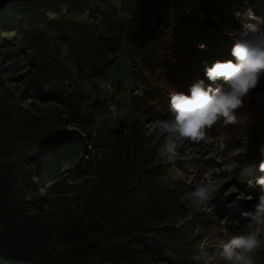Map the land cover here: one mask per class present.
<instances>
[{"label": "trees", "instance_id": "trees-1", "mask_svg": "<svg viewBox=\"0 0 264 264\" xmlns=\"http://www.w3.org/2000/svg\"><path fill=\"white\" fill-rule=\"evenodd\" d=\"M59 2L67 5L61 10ZM51 4L48 11H42L31 0L9 5L12 13L19 11V26L5 18L8 11L0 12V29L15 25L20 41L26 43L23 47L28 46L25 51L21 45H11L6 38H0L1 44L7 42L0 46L4 56L0 63V264H143L146 259H141L151 255L168 258L174 264H188L187 256H178L174 248L164 247L148 235V225L160 221L170 208H165L164 199L156 197L154 168L142 158L135 160L139 153L135 147L124 145V137L139 136V118L143 115L142 119L148 115L168 118L172 92L190 95L191 86L200 80L207 86L210 81L205 75L206 66L233 59L234 39L227 38L228 32L242 27L243 14L249 8L264 18V0H52ZM54 11H58L61 20L51 15ZM201 44L205 45L203 49ZM122 58L126 60L124 68L130 71L132 86L123 87L119 82V90L139 89L142 95L130 92L137 118L130 122L121 120L117 127L107 129L108 139L104 142L109 150L111 138L123 143L126 152L121 153L129 160L136 183L144 184L148 205L157 200L150 206L152 210L146 215L149 218L139 221L131 217L125 226L143 232L141 239L126 235L131 230L128 229L120 231L117 238L109 235V242L100 243L89 220L109 216L103 209H89L87 202L82 211L64 215L32 205L25 196L36 192L37 204H50L47 194L37 192V184H47V193L49 182L61 175L60 165L54 160L41 161L39 151L51 153L57 161L65 157L63 160L80 173L92 169L93 158L85 157L87 144L95 143L92 127L99 118L107 117L104 108L109 105L102 78H107V71L118 70ZM22 63L39 75L38 82H33V93L54 98L61 107L59 115L64 113L74 120L84 132L82 136L52 135L50 120L38 125L35 115L24 109L26 91L21 96L8 92L5 70ZM222 83L218 81L213 86ZM260 85L264 87V79ZM259 91L258 88L259 95L252 96L245 109L236 114L242 122H248L240 150L258 164L264 160V88ZM238 122H221L211 130L212 137L218 144L240 143L236 134L243 128ZM94 145L98 150L105 148L101 143ZM114 154L108 155L111 162L117 160ZM105 156L98 164L107 163L103 161ZM234 173L237 176L236 169L231 172ZM256 178H252L253 188H249L261 195L264 188L255 184ZM58 247L62 250L57 251Z\"/></svg>", "mask_w": 264, "mask_h": 264}, {"label": "rangeland", "instance_id": "rangeland-1", "mask_svg": "<svg viewBox=\"0 0 264 264\" xmlns=\"http://www.w3.org/2000/svg\"><path fill=\"white\" fill-rule=\"evenodd\" d=\"M19 0H10V4L4 3L0 0V12L5 11V18L10 20L16 25H21L20 21L22 18L16 13H12V8L8 9L9 5L16 4ZM52 0H31V3L40 7L42 11L50 10ZM60 3V9L62 10L67 4ZM33 5V4H31ZM58 12V11H57ZM54 11L51 13L52 16L57 17L61 20L59 13ZM49 13V12H46ZM24 17V16H22ZM58 20V21H59ZM63 21V20H62ZM15 25L0 29V38H6L10 41L11 45H21L23 50L27 51L23 45L26 43L20 41L19 33L15 30ZM237 29H232L227 38H236ZM7 43L6 41H4ZM1 44L0 46L4 45ZM10 45V46H11ZM14 47V46H11ZM5 49H9L6 47ZM15 49H18L16 46ZM3 55L0 54V63H3ZM23 56V55H20ZM125 61L123 58L120 61L118 70H110L106 72L107 78H102L106 83V90L104 89L103 94L107 97V104L104 111H108L105 115L106 118H99L93 125L92 131L95 134V143H101L104 145V150L100 149L101 155L93 158L91 162L92 169L84 174L80 173L77 167L69 164L68 161L63 160L65 157H61L60 161L54 158L51 153L45 151H39V159L41 161L54 160L53 163L60 165L61 175L49 182L50 191L45 192L47 184H37V192L41 195L44 193L50 197L51 203L37 204L36 192L28 194L25 199H30V203L38 205L46 211L55 210L58 214L67 215L72 212L82 211L83 205L87 202L90 203V208H96V210L103 209L104 213L109 216L102 215L100 217L94 216L89 222L94 229L98 232V242L107 243L108 237L113 235L112 238H117L120 231H126L131 229L126 235H135V239H141L140 234H144L135 228L127 226V223L131 217L134 219H146L149 218L146 215L150 213V206L153 207V203L157 200H151L150 206L148 205L149 199L145 196L144 184H137L135 177L132 174V168L129 164V160L123 156L122 152H126L123 143L114 138L109 140L111 149L106 148L105 140L108 139L107 134L109 128L117 127L121 120L130 122L137 118L133 107L130 102V92L141 97V90L132 92L131 89L124 88V91L119 90V82L122 83L123 87H131L132 84L129 82V72L124 68ZM5 85L10 90L9 93L23 95V92H27L25 98H23V107L28 112H31L37 118V124L43 125L44 123L51 121V134L54 133L62 135L64 137H77L84 134L82 129L74 123V120L66 118L64 113L59 115L61 107L58 106L57 102H54V98L47 99L40 96H36L34 91L33 82L37 80L39 75L36 71L29 68L26 63H22L17 68H7L4 74ZM38 82V80H37ZM115 84H118L115 85ZM263 86L260 85V91L263 90ZM131 90V91H130ZM253 93V97L259 93L257 90ZM259 91V92H260ZM112 95L113 98L110 96ZM139 118L140 133L139 136L124 137V145L128 147H135V151H138L139 155L137 158H142L144 162H147L148 166L154 168V185L156 186L157 198H162L165 201V208L169 206L168 214L159 219L157 223L148 225L150 237L154 238L159 243L164 244V247L169 249L174 248L175 253L178 256L186 257L185 262L188 264H224V261L216 255V245L221 241H227L232 235L239 234L244 224V218L242 213L244 211L253 210L260 195H256L252 192L253 186L249 188V181L252 182V178L256 175L259 176L258 170L259 164L250 154L242 152L243 137L248 131L247 120L240 119L237 117L238 123L242 125V131L237 132L240 143L235 144L233 141L226 143L227 150L230 151L228 156L222 161L218 162L214 148L218 143L213 138V143L201 146H190L191 152L187 156H182L175 162V166L171 164H163L157 158V149L162 143L161 136L154 132L150 125L157 118L163 119L162 117L148 115L145 119ZM166 119V118H165ZM237 123V124H238ZM250 125V124H249ZM230 130L229 132H232ZM231 134H235L232 132ZM212 136V134L210 133ZM99 136V137H98ZM93 144V145H94ZM88 145V144H87ZM95 146V145H94ZM126 147V148H128ZM118 149V151H114ZM115 152L117 160L111 162L108 155ZM133 153V150H132ZM240 153V154H239ZM102 154L105 156L103 161H107L106 167L100 163ZM132 157V156H131ZM236 159L240 162V166L235 168L236 174H231L235 169L230 170L229 164L231 160ZM87 160V161H88ZM134 160V159H132ZM100 168H97L98 166ZM73 167V169H71ZM71 169V170H70ZM103 172H105L103 174ZM208 172H211L213 176L218 178L229 177L228 183L222 185L221 193L226 191L231 185H235L241 191H245L251 195L253 199L251 201H239L232 207H227L226 204L235 200V195L232 194L227 197L224 203L214 201L217 206L212 212H203L195 208L187 206L180 200V195L184 189L192 187L194 180L201 179ZM42 173V171H41ZM103 175H101V174ZM43 174V173H42ZM181 177L179 181H174L170 178ZM34 179H36L34 177ZM264 192V189H263ZM153 195V193L151 192ZM152 210V209H151ZM123 215L128 216L124 218ZM161 215V214H160ZM229 216V222L226 226L220 225L214 217L223 219L225 216ZM140 221V220H139ZM124 222V224L122 223ZM136 222L135 224H138ZM125 227V228H124ZM116 229V230H115ZM110 235V236H109ZM125 235V236H126ZM137 235L139 237L137 238ZM124 236V237H125ZM115 240V239H114ZM57 251H61L62 248L58 247ZM146 259L143 264H174V261H170L167 258L156 257L151 255ZM257 264H264V249L258 254Z\"/></svg>", "mask_w": 264, "mask_h": 264}, {"label": "clouds", "instance_id": "clouds-1", "mask_svg": "<svg viewBox=\"0 0 264 264\" xmlns=\"http://www.w3.org/2000/svg\"><path fill=\"white\" fill-rule=\"evenodd\" d=\"M235 15L241 17L240 12ZM243 17L244 23L236 31L231 48L233 59L217 60L211 67L206 66L205 75L210 81L207 86L200 80L191 86L190 95L172 92L171 115L166 119L157 118L150 125L162 138L156 154L161 163L175 166L177 160L190 154V146L213 143L211 130L221 122L223 125L235 124L237 112L245 109L246 101L259 88L264 79V18L258 17L250 8ZM204 47L200 45L201 49ZM218 81L223 83L213 86ZM214 152L218 162H222L230 153L222 143L214 148ZM239 166L240 162L236 159L229 164L231 170ZM258 170L261 175L256 178L255 184L264 188V160L260 161ZM170 179L179 181L182 178ZM229 179L218 178L208 172L203 178L194 180L191 188L184 189L180 200L191 208L207 213L217 206L214 201L224 203L232 194H236L235 200L227 203V207L253 199L235 185L221 193L222 185L228 183ZM251 184L249 181V186ZM242 216L244 224L240 233L215 246L216 255L224 264H257L258 254L264 249V193L259 196L254 209L244 211ZM214 219L226 230L229 216Z\"/></svg>", "mask_w": 264, "mask_h": 264}, {"label": "built area", "instance_id": "built-area-1", "mask_svg": "<svg viewBox=\"0 0 264 264\" xmlns=\"http://www.w3.org/2000/svg\"><path fill=\"white\" fill-rule=\"evenodd\" d=\"M87 150H88V153L85 155L86 158L88 157H97V156H100L101 155V151L98 150L94 145L93 143H88L87 145Z\"/></svg>", "mask_w": 264, "mask_h": 264}]
</instances>
